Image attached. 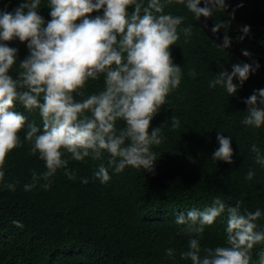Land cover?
I'll use <instances>...</instances> for the list:
<instances>
[{"label":"trees","instance_id":"obj_1","mask_svg":"<svg viewBox=\"0 0 264 264\" xmlns=\"http://www.w3.org/2000/svg\"><path fill=\"white\" fill-rule=\"evenodd\" d=\"M24 2L0 0V12L14 13ZM225 5L224 12L214 13L212 22H230L226 34L231 40L264 57V0H225ZM50 11L48 0H41L37 12L45 26ZM165 12L185 17L180 28L191 26L192 35L186 43L180 32L177 44L170 47L173 63L182 69V80L151 121L149 132L161 127L165 137L161 145L154 146L158 159L153 171L126 167L117 173L114 165L109 166L107 152L82 162L66 154L75 179L60 169L49 188L42 187L47 182L40 180L25 191L33 172L46 171L44 161L38 153L31 154V144L24 140L25 127L20 133L22 146L8 154L0 181V264H191L181 256L189 250V240L198 238L202 250L225 245L227 216L217 217L200 237L186 234L175 219L192 210L203 211L218 196L229 206L241 202L242 213L260 209L262 215L256 223L258 230H264V167L255 163L250 151L255 144L264 153V125L255 128L241 123L247 115L245 101L264 89V69L251 65L256 70L242 84L234 77V95L229 96L221 86L210 88V81L220 71L231 73L233 65L246 62L217 47L220 45L205 33L200 18L194 19L184 5L173 2ZM96 16H103V9L89 18ZM246 26L247 34L242 31ZM220 31L225 34L224 29ZM0 43L17 49L16 65L9 71L15 79L19 63L29 55L28 42L14 38ZM193 70L195 77L190 75ZM103 87L101 76L89 80L83 91L89 95ZM257 107L264 106L258 103ZM14 110L42 127L38 110H26L19 102ZM173 116L180 120L178 129L171 127ZM116 126L123 128L124 122L118 121ZM218 132L231 137V164L212 159L219 148ZM101 165L111 177L106 183L93 176ZM250 169L255 176L248 180ZM84 179L88 182L83 183ZM13 183L15 191L7 187ZM168 249L173 256L167 255ZM261 250L264 244L254 246L251 264H260L257 254Z\"/></svg>","mask_w":264,"mask_h":264},{"label":"clouds","instance_id":"obj_2","mask_svg":"<svg viewBox=\"0 0 264 264\" xmlns=\"http://www.w3.org/2000/svg\"><path fill=\"white\" fill-rule=\"evenodd\" d=\"M173 2L184 5L196 20L226 10L225 0H203L204 7L198 6L201 0H48L51 19L46 26L37 12L41 0H25L14 13L0 12V41L18 38L28 42L29 50L14 79L9 71L16 65L17 49L0 43V181L8 154L22 146L20 133L25 127L24 140L31 144V154L38 153L46 167L43 173L33 172L25 191L40 180L47 182L42 187L49 188L60 169L75 179L66 154L82 162L90 155L99 159L107 152L109 166L114 165L117 173L126 167L153 171L158 159L154 146L161 145L165 137L161 127L149 132L151 121L182 80V69L173 63L170 47L177 44L180 32L186 43L192 35L191 26L180 28L185 17L165 12ZM101 9L103 16L89 18ZM229 23L215 22L212 28L213 33L225 30L222 49L230 45L226 34ZM242 31L247 34L249 28ZM243 55L250 53L245 50ZM255 70L247 63L235 64L231 73L220 71L209 87L221 86L229 96L234 95L237 85L233 78L242 84ZM190 75L195 77V71ZM101 76L103 89L85 95L88 81ZM18 102L26 110L39 111L42 127L14 110ZM245 103L247 115L241 123L260 128L264 125V107L257 104L264 106V89L254 92ZM118 121L124 122L123 128H117ZM171 127H180L179 118H171ZM216 138L219 148L212 159L231 164V137L218 132ZM250 151L255 154V163L264 167V153L255 144ZM93 176L101 183L111 179L103 165ZM254 176L250 169L246 179ZM7 187L15 191L16 185ZM222 214L227 216L225 245L202 250L199 239L191 238L182 258L191 264H251L252 249L264 244V230H258L256 223L262 215L260 209L242 213L241 202L229 206L218 196L210 207L189 211L187 216L181 214L175 223L183 226L186 234L200 237ZM13 223L23 227L18 221ZM173 254L172 249L167 250L169 257ZM257 255L264 264V250Z\"/></svg>","mask_w":264,"mask_h":264},{"label":"water","instance_id":"obj_3","mask_svg":"<svg viewBox=\"0 0 264 264\" xmlns=\"http://www.w3.org/2000/svg\"><path fill=\"white\" fill-rule=\"evenodd\" d=\"M199 7H204V2L201 0V4L198 5ZM200 22L202 25L203 30L205 33L213 39L217 44H219L222 47L223 37L224 34L221 31H218L216 33L212 32V28L214 26V23L212 22V18L208 17L205 18L203 16L200 17ZM227 51L233 53L235 56L243 60L244 62L248 63L249 65H252L256 67V65H259L258 68L264 69V57L253 54L251 52L249 56H244L243 52L245 51L244 48L239 46L236 42L233 40H230V45L228 48H226Z\"/></svg>","mask_w":264,"mask_h":264},{"label":"rangeland","instance_id":"obj_4","mask_svg":"<svg viewBox=\"0 0 264 264\" xmlns=\"http://www.w3.org/2000/svg\"><path fill=\"white\" fill-rule=\"evenodd\" d=\"M239 25L242 26V27L244 26L243 24H239Z\"/></svg>","mask_w":264,"mask_h":264}]
</instances>
